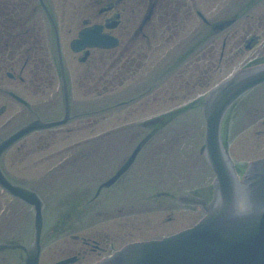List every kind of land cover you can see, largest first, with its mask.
Returning a JSON list of instances; mask_svg holds the SVG:
<instances>
[{
  "label": "water",
  "instance_id": "95a60500",
  "mask_svg": "<svg viewBox=\"0 0 264 264\" xmlns=\"http://www.w3.org/2000/svg\"><path fill=\"white\" fill-rule=\"evenodd\" d=\"M262 80L264 69H242L207 97L203 109L205 149L216 173L214 198L210 204L194 199L207 216L190 230L162 241L131 246L100 264H264V161L252 162L242 183L237 185L219 143V125L226 108ZM47 125L32 123L18 134ZM0 184L15 195L27 198L21 188L11 186L3 176H0ZM30 201L38 204L35 223L39 230L40 202ZM33 261L36 264V257Z\"/></svg>",
  "mask_w": 264,
  "mask_h": 264
},
{
  "label": "rangeland",
  "instance_id": "374dc122",
  "mask_svg": "<svg viewBox=\"0 0 264 264\" xmlns=\"http://www.w3.org/2000/svg\"><path fill=\"white\" fill-rule=\"evenodd\" d=\"M70 26L71 25H68V26L65 25L64 27H61V30L62 31L67 30L66 28ZM47 45H50V43H48ZM47 45H46V48H47ZM61 45H62L63 51L66 52L68 48L67 42L61 43ZM182 46L184 47L185 45H182ZM49 47L50 46H48V49ZM66 60L68 64V59L66 58ZM241 61H242L241 57H237L236 59L232 60L230 62L229 68L226 69L223 73L214 74L213 82L218 81L225 74L233 70L235 67H237L241 63ZM177 62L178 61H176V58H169L164 61V68L166 69V74H169L170 72L174 70ZM69 66H70L69 71L71 73V82L73 85V97L74 99H76L75 102L84 103V100L88 101L89 99H93L94 97H96L95 95H92L93 90L88 89L90 87V84L83 85L84 82L82 78L84 77L82 76L87 70L85 66L79 64L77 61H75V63L74 61L73 62L71 61ZM182 69L184 68L182 67ZM53 74H54V78H53L54 80L52 81V84H53L52 93L57 96L53 100L54 105H53L52 113H56L58 111L60 113L63 110H62V102L60 99L61 95L59 94L60 92H58V88H59L58 78L56 76V72L55 73L53 72ZM171 80H172V77H168L166 79L167 84L170 83ZM201 90H204V88H202ZM25 92L26 91L22 89V93H25ZM100 99L101 100H99V102L105 103L106 99H104V97ZM174 104L175 103H170L166 105L165 107H161V108L157 104L154 106H150V108H145L141 104L138 110L130 108V107H123L122 109L121 108L118 109L119 110L117 112L118 118L108 117L101 124L96 125L95 127L90 123L88 124L89 119L91 118L86 117L80 121L72 122L68 125L61 126L62 128H65V130L63 131L61 130L62 133L61 135H59V137H54L53 135H51L50 132L46 131L43 135L44 140H41V139H38L39 138L38 135H40V133L38 134L32 133L22 140V143L18 145L19 146L18 149H14V148H13L14 150L10 149L7 155L4 156V163H5L7 172H9L10 175H15V177L22 176V177H28V178L35 179V177L40 175L45 170L51 168L54 165H57L58 162L61 161V159L65 156L61 154L60 155L56 154L55 152H52V151H55L58 148L68 147L70 144L71 145L74 144L75 147H78V145H76L78 140L81 142L82 139L87 136L86 135L87 133H96L99 131H105L106 129L108 130L117 125L120 127L126 124V122H130V121H143L146 118H149V117L158 115L161 112H164L165 109L169 110L173 108ZM87 105H89L88 102L81 104L80 108L81 109L85 108L87 107ZM74 108H78L77 105L74 104ZM22 111L26 112V114L22 113L21 122L25 121L26 118L30 117L25 107H22ZM42 114L46 115L47 114L46 110H44ZM103 114L108 115V116L116 115L115 112L114 113L107 112ZM77 122L84 123V126L81 127L79 130L74 129L73 131H67L69 127L78 125ZM186 124L183 123V126H182V127H184V125L187 126L186 129L188 130V133L186 137H182L179 143L176 144L175 147L172 148V150L171 149L169 150L168 149L169 147H168L166 150L168 152H163L161 148L163 146V143L167 144V146H170L169 145V141L171 140L170 138L172 139L175 138V134H169L168 133L169 129H167L166 136H165L166 141L163 142V140L160 139L161 143L160 144L158 143L159 146L156 147L155 149L156 154L151 157V162L155 164H163V162H165V164L169 166L171 169L169 170V172H167L168 175L177 173L179 176L181 174L182 176L181 182H178L176 184L173 183V185H171V187H173L174 189H177L176 192L185 191L186 189H189V188H195L197 190L200 189L201 191H205L204 189L209 184L211 175H210V170L206 168V165H205L206 163L202 161L203 157L201 153H199L200 145L202 143V129H203V123H202V120L200 119L199 113L196 116V118L193 117V120L188 121ZM135 125L136 124H133L132 126H135ZM237 126L238 125L236 124L230 130V135H231L229 139L230 153L236 158H239L240 160L242 159L249 160L253 158L255 155H257L255 154V151L256 149L262 147L264 141L261 144L258 139H254L250 136L248 137L247 134L244 135V133H238ZM136 129H138V127ZM82 132H85L86 134L83 133L81 135ZM242 145H245L247 149L243 150ZM170 152H174L173 156L172 155L168 156ZM163 156L165 158V161L163 159ZM41 158H46V159L38 161ZM78 167L79 166L77 164H74L71 166V169L73 171H76L78 170ZM98 176H99V173L97 174V177ZM59 181L61 182L60 176H59V179H55L54 181L53 180L51 181L52 182L51 186L44 187L42 189L43 196H46V198L50 200L49 197L57 198L51 195H55V196L63 195L62 188H61L62 186L59 183ZM76 184L80 185V183H76ZM198 216H200L199 212L183 211L181 214V217L179 216L177 217L178 224L173 223V222L166 223L167 229L165 230V232H169L174 228L178 229L180 227L188 225L191 222L196 221ZM93 220L94 219H89L87 222H91ZM60 221L61 220H54L53 217L49 216L46 220V223L48 226L57 228V227H60V223H59ZM114 222L115 220L111 219L109 225L113 224ZM101 223H104V221H102ZM156 234L158 235V232L151 231V235H156ZM118 235H119V241L123 242V241H127L128 238L129 240L130 239L132 240V238H135L136 232L135 230L129 231L128 235L126 233H118L116 235L117 239H118ZM64 237L65 236H62L59 239L53 241V243L49 247L50 249L47 250L43 256L42 264H46L51 260L49 255L53 250L60 251L65 248L64 243H60L61 241L65 239ZM117 239L115 240L114 244H117Z\"/></svg>",
  "mask_w": 264,
  "mask_h": 264
},
{
  "label": "flooded vegetation",
  "instance_id": "af4514ba",
  "mask_svg": "<svg viewBox=\"0 0 264 264\" xmlns=\"http://www.w3.org/2000/svg\"><path fill=\"white\" fill-rule=\"evenodd\" d=\"M171 0H89V3L85 4V10L83 14L82 21L85 23V25H90L93 23H112L113 20L116 22L114 23L113 27L108 31L109 33L125 39V44L123 47V52H115L114 56H116V60L119 59H132L129 58L131 56L130 54L132 51H138L134 47V43L138 41L139 39L143 40L144 38H147L146 33H149L151 31L156 32L157 27L153 26L151 28V24L154 25L156 23L155 20H153V16L155 15V9L157 7V4H159L160 8L163 11V19L161 22L157 20V26L160 33L163 35L165 34L164 40L166 38V28L175 27L176 24L167 20V7H169ZM246 0H207V4L209 5L208 14H209V22H206V24H212L214 22H219L222 20H225L229 18V11L233 10V7L235 6H241L244 4ZM153 4V10H152V16L151 18L143 23V18L145 15V11L150 7V5ZM264 4V0H255L253 3V10L255 14L253 17H256L258 24H261L264 21V9H261V6ZM234 11V10H233ZM159 15V13H158ZM157 15V16H158ZM235 21L239 19V16H233ZM139 22L137 29L133 33L132 36H130L128 39L127 37L132 33V26L134 24V21ZM204 22V21H203ZM7 20L3 17V9L0 6V63L4 61L6 52L8 51L9 55H15L16 53V46H12L11 42H15L16 39H12L10 37L12 26L9 28V25H7ZM205 23V22H204ZM212 27V25H211ZM16 33L13 34V37H16ZM161 35V36H162ZM142 37V38H139ZM139 38V39H137ZM209 40V47L208 51L206 53L207 59L210 61L213 56V42L216 41L215 34H210L207 36ZM227 36H224L223 43H226ZM127 39V40H126ZM120 42V41H119ZM226 45V44H224ZM142 46H140L141 48ZM135 49V50H134ZM264 49V48H263ZM138 53V52H137ZM14 59V58H12ZM2 68H4V65H2ZM37 87V84H35ZM261 95V92L257 93V97ZM252 98H247L243 101L244 108L249 106L251 104ZM5 124L2 123L0 126V135L2 131L4 130ZM0 209H1V203H0ZM83 243L84 245H88L91 243L90 237H83ZM100 248L102 250L105 249V247H101L99 245L94 244L92 249ZM91 249V248H90ZM88 249L86 247L79 249V258L85 257L87 254Z\"/></svg>",
  "mask_w": 264,
  "mask_h": 264
},
{
  "label": "bare ground",
  "instance_id": "6f19581e",
  "mask_svg": "<svg viewBox=\"0 0 264 264\" xmlns=\"http://www.w3.org/2000/svg\"><path fill=\"white\" fill-rule=\"evenodd\" d=\"M263 161H264V158H258L254 162L257 164V163H262Z\"/></svg>",
  "mask_w": 264,
  "mask_h": 264
}]
</instances>
